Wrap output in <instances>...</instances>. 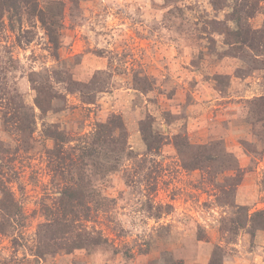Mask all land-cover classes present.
<instances>
[{
	"label": "rangeland",
	"instance_id": "obj_1",
	"mask_svg": "<svg viewBox=\"0 0 264 264\" xmlns=\"http://www.w3.org/2000/svg\"><path fill=\"white\" fill-rule=\"evenodd\" d=\"M5 1L0 264H264V0Z\"/></svg>",
	"mask_w": 264,
	"mask_h": 264
},
{
	"label": "trees",
	"instance_id": "obj_2",
	"mask_svg": "<svg viewBox=\"0 0 264 264\" xmlns=\"http://www.w3.org/2000/svg\"><path fill=\"white\" fill-rule=\"evenodd\" d=\"M20 2H22V3H29V2H32L33 0H19ZM7 4V2L5 1V0H3L2 2H1V6H4V5H6ZM35 5H36V3H35ZM39 13H40V21L42 22V23H44V18H43V16H41V14H42V12L41 11H39ZM48 29V28H47ZM68 205H70L69 204V202L67 203Z\"/></svg>",
	"mask_w": 264,
	"mask_h": 264
}]
</instances>
